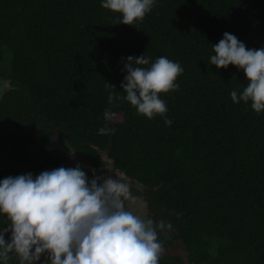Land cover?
<instances>
[{
  "label": "trees",
  "instance_id": "16d2710c",
  "mask_svg": "<svg viewBox=\"0 0 264 264\" xmlns=\"http://www.w3.org/2000/svg\"><path fill=\"white\" fill-rule=\"evenodd\" d=\"M0 65L195 260L264 264V0H0Z\"/></svg>",
  "mask_w": 264,
  "mask_h": 264
},
{
  "label": "flooded vegetation",
  "instance_id": "af4514ba",
  "mask_svg": "<svg viewBox=\"0 0 264 264\" xmlns=\"http://www.w3.org/2000/svg\"><path fill=\"white\" fill-rule=\"evenodd\" d=\"M6 73L0 65V264H211L194 259L158 187L71 138Z\"/></svg>",
  "mask_w": 264,
  "mask_h": 264
},
{
  "label": "water",
  "instance_id": "95a60500",
  "mask_svg": "<svg viewBox=\"0 0 264 264\" xmlns=\"http://www.w3.org/2000/svg\"><path fill=\"white\" fill-rule=\"evenodd\" d=\"M3 82H7V81H3ZM2 83V82H1ZM76 156H79V155H76ZM83 159V158H82ZM81 158H80V160H82Z\"/></svg>",
  "mask_w": 264,
  "mask_h": 264
}]
</instances>
